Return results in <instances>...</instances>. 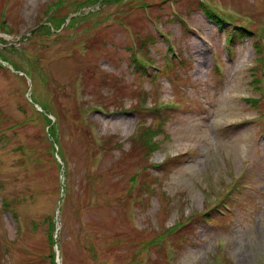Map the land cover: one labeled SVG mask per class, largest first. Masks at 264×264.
<instances>
[{"label":"rangeland","instance_id":"374dc122","mask_svg":"<svg viewBox=\"0 0 264 264\" xmlns=\"http://www.w3.org/2000/svg\"><path fill=\"white\" fill-rule=\"evenodd\" d=\"M62 194L61 264H264V0H0V264Z\"/></svg>","mask_w":264,"mask_h":264},{"label":"trees","instance_id":"16d2710c","mask_svg":"<svg viewBox=\"0 0 264 264\" xmlns=\"http://www.w3.org/2000/svg\"><path fill=\"white\" fill-rule=\"evenodd\" d=\"M206 10V9H205ZM92 12V11H91ZM206 12V14H207V16H208V18H210V19H212V20H217L218 21V23L219 24H224L225 22H222L221 23V18L219 17V15H217V13H215L213 10H206L205 11ZM238 30V29H237ZM234 34V33H233ZM235 35L237 36V33H235ZM137 63V62H136ZM52 135H53V133H52ZM53 230V232H54V224H52V226H51V231ZM52 239V238H51Z\"/></svg>","mask_w":264,"mask_h":264},{"label":"water","instance_id":"95a60500","mask_svg":"<svg viewBox=\"0 0 264 264\" xmlns=\"http://www.w3.org/2000/svg\"><path fill=\"white\" fill-rule=\"evenodd\" d=\"M59 209H60V205L58 206V208H57V211L59 212ZM57 212V213H58ZM55 250H56V255H58V251H57V247H55Z\"/></svg>","mask_w":264,"mask_h":264},{"label":"bare ground","instance_id":"6f19581e","mask_svg":"<svg viewBox=\"0 0 264 264\" xmlns=\"http://www.w3.org/2000/svg\"><path fill=\"white\" fill-rule=\"evenodd\" d=\"M59 264H61V262H59Z\"/></svg>","mask_w":264,"mask_h":264}]
</instances>
